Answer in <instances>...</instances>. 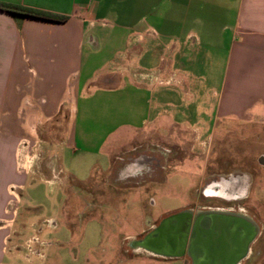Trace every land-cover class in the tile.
I'll use <instances>...</instances> for the list:
<instances>
[{
    "label": "crops",
    "instance_id": "1",
    "mask_svg": "<svg viewBox=\"0 0 264 264\" xmlns=\"http://www.w3.org/2000/svg\"><path fill=\"white\" fill-rule=\"evenodd\" d=\"M0 2L64 18L45 20L0 8V264L250 261L258 233L249 236L247 232L236 243V226H227L236 224L234 220L244 224L235 218L240 212H217L218 221L197 229L194 236L191 224L182 242L163 248H157L153 240L134 241L135 235L130 234L131 256L111 254L108 258L109 244L92 243L80 233L75 240L73 225L59 230L54 217L39 219L37 208L22 204L29 179L56 181L55 149L76 145L75 112L81 87L94 78L108 86L104 94L121 105L122 117L125 107L130 112L114 130H106V135L117 133L122 140L133 136L129 140L132 149L158 146L151 155L142 152L135 163L127 158L131 151L121 152L116 175L123 180L158 164L165 149L148 139L163 138L169 130L192 129L209 135L215 129L228 130L230 120L264 126V0ZM138 10L140 15H134ZM109 13L115 21L108 28L129 30L136 44L121 63L102 71L104 64L91 68L90 62L98 51L92 49L96 39L108 35L104 28ZM129 103L130 107H122ZM61 119L67 130H60ZM192 120L198 124L191 127ZM219 121L224 125L218 126ZM197 144L201 147L204 140ZM224 224L225 230L216 234L215 229ZM44 228L55 230L54 234L41 238ZM144 228L139 232L147 230V237L159 230L158 225ZM215 247L217 253L211 252Z\"/></svg>",
    "mask_w": 264,
    "mask_h": 264
},
{
    "label": "rangeland",
    "instance_id": "2",
    "mask_svg": "<svg viewBox=\"0 0 264 264\" xmlns=\"http://www.w3.org/2000/svg\"><path fill=\"white\" fill-rule=\"evenodd\" d=\"M140 12L138 10L134 15H140ZM105 17L104 30L108 35L96 39L97 44L92 49L98 51L90 62L91 68L104 64L102 71L121 63L123 55L136 44L129 30L108 28L110 22L115 21L113 13ZM123 20L129 23L127 19ZM97 79H92L85 88L81 87L75 112L76 145L55 149L58 158L54 162L58 172L56 181L43 183L38 178L29 179L23 191L22 207L37 208L39 219L54 217L59 230L73 225L75 240L80 233L92 243L109 244L108 258L111 254L129 258L128 235L134 234V241L142 242L147 231L139 232L142 227L157 226L164 217L172 216L175 209L185 205L184 208L199 210L212 207L214 204L210 201L214 200L209 196L201 193L197 196L198 189L205 190L209 179L218 176L241 178L246 193L223 192L211 196L218 202L223 201L221 195L226 196L224 199L234 209H228V212L239 213L244 209L257 225L255 233L258 235L251 246V259L240 264H264V126H248L230 120L232 125L228 130L215 129L209 135L190 129L169 130L163 138L152 136L148 142L160 143L165 149L164 156L159 157L158 164L151 170H143L123 180L116 175L121 162L119 155L125 150L135 151L133 142L129 141L133 136L122 140L117 133L106 135V130H114L130 112L125 107L122 117L118 108L121 105L114 104L110 98L107 100L104 92L108 86ZM60 121V130H67L63 120ZM189 123L191 127L198 124L195 120ZM217 123L218 126L223 124L222 121ZM197 140H204V145L197 147ZM157 147H139L134 153L151 155L156 153ZM203 175L204 182L200 186ZM192 215L189 216L191 224L195 220ZM54 231L44 228L41 238L50 237ZM194 249L192 247V252L197 255Z\"/></svg>",
    "mask_w": 264,
    "mask_h": 264
},
{
    "label": "flooded vegetation",
    "instance_id": "3",
    "mask_svg": "<svg viewBox=\"0 0 264 264\" xmlns=\"http://www.w3.org/2000/svg\"><path fill=\"white\" fill-rule=\"evenodd\" d=\"M197 147H199L198 144H197ZM134 150L135 151H133L130 154V156H128L129 154L127 155L128 156L127 158L128 159H131V161H132L130 163L137 162L139 160L138 158H139L140 154L142 153L141 152L139 154H136L134 152H137L136 151L137 148L134 149ZM212 175H214V173ZM128 177L129 176L125 177V179H127ZM203 182L204 181H201L200 186H202L201 184ZM213 187H215L214 192H213ZM201 188L198 189L197 196L200 193L202 195H204V196H209L212 200H214V201H210V203L214 204V205H212V207H204L203 210H199V209H195L196 207H194L193 209L191 207L184 208L186 206L185 205L184 207H181L182 209H180V208L179 209H175L177 212L176 211L173 212V215H176V214H178L180 212L181 213L182 212H186L189 215L190 214L191 215L194 214L195 215V218H196L197 215L201 214L203 211H209L208 213H215V214H219L217 212H228L229 211L228 209H233V208H230L229 204L227 203V200L224 199V198H226V196L221 195L222 196L221 199L223 198V201L218 202L217 200H215L216 198H214V196H211V195H216L217 196L220 193L222 194L223 192L225 194H231V193L243 194L246 186H245V184H244V182H243V180L241 178H231L230 176H228V178H225V177L218 176L217 179H214V178L213 179L212 178L209 179V184L207 185V187L205 188V190H202ZM233 211H234V209H233ZM204 213H206V212H204ZM229 213H231V212H229ZM240 213H242V214L237 215L238 217H242V218L244 217V219H245L248 216V214H246L247 212H245L244 209H241ZM194 215H192V216H194ZM169 217H171V216L164 217L159 222V224H158L159 230L157 232H155L154 235L149 236V237H147L146 235L143 236L142 242L148 243V242H151L153 240L156 243H158L160 246L162 245L163 247H166L167 245H173V244H175V241H177V243L181 242V240H182L181 239V236H182L181 227H182L183 222L182 221H180V222L174 221L172 223H166V224H164L165 223V220L167 218H169ZM243 223L244 224H240L238 222L236 224H228V225L226 224L228 226V228L233 227V225L236 226V233H237L236 236L239 238L238 239L239 241H236V243L237 242L240 243L241 240L244 239L243 236L244 235H247V232L248 231H247V224H245V220H243ZM226 225L225 224L224 225H221L217 229H215L217 231L216 234H218V232L220 233L221 230H225V229H222V228H226L225 227ZM176 228H177V231L176 232L175 231L174 232L172 231V233H169L168 229H176ZM193 234H194V232H193ZM164 240H168V242H165ZM162 241H164L165 243H162ZM217 248L218 247L212 248L211 249V252L213 251L214 253L215 252L217 253V251H216ZM219 256H221V253L219 254Z\"/></svg>",
    "mask_w": 264,
    "mask_h": 264
},
{
    "label": "water",
    "instance_id": "4",
    "mask_svg": "<svg viewBox=\"0 0 264 264\" xmlns=\"http://www.w3.org/2000/svg\"><path fill=\"white\" fill-rule=\"evenodd\" d=\"M189 214L188 213H186V212H180V213H178V214H176V215H172L171 217H169V218H167L166 220H165V223L164 224H166V223H172V222H174V221H177V222H180V221H182L183 222V224H182V227H181V230H182V236H181V239L183 240L184 239V236H185V234H186V232H187V229L190 227V225H191V222H190V218H189ZM207 217V219H208V222H206L205 221V218ZM206 219V220H207ZM218 219H219V217H214V216H211V215H209V216H200V217H197V218H195V220H194V223H193V228H194V235H195V233H196V230L197 229H203L204 228V226L206 227H208V226H212L213 225V223H214V221H218ZM182 240H181V242H182ZM162 243H165L164 241H162ZM155 246L158 248V246H159V248H160V245L158 244V243H156L155 244ZM161 247H163L162 245H161Z\"/></svg>",
    "mask_w": 264,
    "mask_h": 264
},
{
    "label": "trees",
    "instance_id": "5",
    "mask_svg": "<svg viewBox=\"0 0 264 264\" xmlns=\"http://www.w3.org/2000/svg\"><path fill=\"white\" fill-rule=\"evenodd\" d=\"M0 8L5 9L15 15L37 17L45 20H64V18L53 16L44 11L35 10L15 4H5L0 2Z\"/></svg>",
    "mask_w": 264,
    "mask_h": 264
},
{
    "label": "bare ground",
    "instance_id": "6",
    "mask_svg": "<svg viewBox=\"0 0 264 264\" xmlns=\"http://www.w3.org/2000/svg\"><path fill=\"white\" fill-rule=\"evenodd\" d=\"M244 193H246V188H245V190H244ZM243 193V194H244ZM204 214H208V215H211V216H214V217H216V216H218L217 214H215V213H201V214H199V215H197V217H199V216H201V215H204ZM196 217V218H197ZM235 218H240V221L243 223V220H245V224H247V231L249 232V236H254L256 233H254L255 232V230L257 229V225L255 224V222L249 217V215L244 219V217L242 218V217H238L237 215H235ZM253 238V237H252ZM251 238V239H252Z\"/></svg>",
    "mask_w": 264,
    "mask_h": 264
},
{
    "label": "built area",
    "instance_id": "7",
    "mask_svg": "<svg viewBox=\"0 0 264 264\" xmlns=\"http://www.w3.org/2000/svg\"><path fill=\"white\" fill-rule=\"evenodd\" d=\"M47 223L50 224L51 226H56V223L53 220H48Z\"/></svg>",
    "mask_w": 264,
    "mask_h": 264
}]
</instances>
